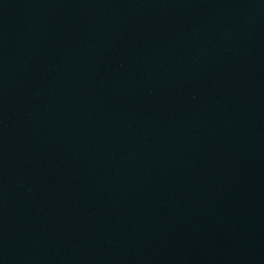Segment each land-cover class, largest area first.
Instances as JSON below:
<instances>
[{"label": "water", "instance_id": "obj_1", "mask_svg": "<svg viewBox=\"0 0 264 264\" xmlns=\"http://www.w3.org/2000/svg\"><path fill=\"white\" fill-rule=\"evenodd\" d=\"M0 264H264V0H0Z\"/></svg>", "mask_w": 264, "mask_h": 264}]
</instances>
